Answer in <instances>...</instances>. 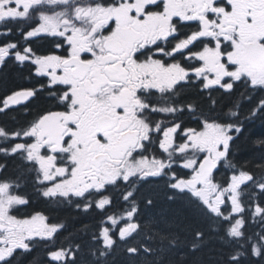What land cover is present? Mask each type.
Listing matches in <instances>:
<instances>
[{"label": "snow or ice", "instance_id": "1", "mask_svg": "<svg viewBox=\"0 0 264 264\" xmlns=\"http://www.w3.org/2000/svg\"><path fill=\"white\" fill-rule=\"evenodd\" d=\"M10 24L25 43L7 39ZM41 34L53 38L49 54L27 43ZM0 36V66L30 64L44 78L0 97V113L27 111L39 92L54 104L18 129L0 126V156L20 162L17 176L0 177V264H21L41 244L45 256L28 264H82L81 243L55 245L64 223L14 214L29 203L20 192L29 176L42 197L85 212L106 213L119 190L123 206L91 233L83 264H110L117 249L127 264H185L170 257L200 251L209 233L229 249L217 264L264 260V138L259 157L238 164L239 113L197 115L181 97L196 82L210 100L241 86L250 103L264 93V0H0ZM186 112L198 127L179 120ZM258 114L264 97L245 119ZM221 166L230 174L217 180ZM164 177L163 192L145 188ZM161 197L177 207L157 217Z\"/></svg>", "mask_w": 264, "mask_h": 264}, {"label": "trees", "instance_id": "2", "mask_svg": "<svg viewBox=\"0 0 264 264\" xmlns=\"http://www.w3.org/2000/svg\"><path fill=\"white\" fill-rule=\"evenodd\" d=\"M19 26L24 27L23 22H21ZM9 27H11L13 31L7 39L10 41L13 39V42L20 39V42H23V38L16 30L17 25L10 24ZM3 39L4 37L1 38L0 41ZM40 44L42 46H40ZM33 45L38 52L42 53H45L47 50H51L53 48L52 40L48 39L36 40ZM41 82L42 80L32 76L30 65L20 68L10 61L0 72V97L13 90L32 87L36 84L40 85ZM244 92L245 89L242 86L238 87L237 90L230 95L220 90L213 92L211 94L212 99L210 100L207 92L202 93L198 86L189 85L182 89L181 93V97L185 101L196 102L198 105L197 115H199L200 112L208 113L210 108L213 109V115L226 119H231V117L227 116L230 110L237 111L239 113V119L243 122V131L236 141L232 157L233 161L238 164L256 160L260 155V151L254 142L257 139L264 138V114H258L251 119H245L249 115L250 109L254 107L256 101L261 97H264V93H255L254 98L250 103L247 97L242 98V94ZM212 100H215V105L212 104ZM237 103L240 104L238 109L234 107ZM53 107V101L48 97L47 93L39 92L37 97L28 104L27 111L23 108H17L13 111L0 114V124L10 130L18 129L19 127L25 126L28 121L32 120L39 113ZM179 120L184 123L185 127H198L196 118L190 113L186 112L183 116L179 117ZM0 164H6L7 166L1 173L0 177L14 178L18 175V165L20 164L18 160L0 156ZM174 167L180 174H183V172L186 171L179 168L178 165ZM228 174H230L229 171L221 166L216 178L217 180H223L225 175ZM166 180L167 177H164L163 179L155 178L153 179V182L146 185L145 188H155L163 192L165 190ZM20 192L29 199V203L27 205L20 206V212H22L17 216L22 218L31 216L35 213H41L48 217L49 222L51 223H64L66 228L56 237L55 245L59 247L69 243H81L84 246V252L80 257L82 264L84 261L91 260V257L87 255V246L90 242L91 233L98 229L101 220H105L107 214L118 213L123 206V202L119 197V190L115 189L112 190V195L114 196L113 204L107 208L106 213L95 207L85 212L83 209H77L74 204H57L39 195L31 176L27 177V182L22 184ZM176 207L177 205H172L167 202L166 199L161 197L157 207L152 211L153 214L158 217L161 213L170 214ZM258 221V217L256 218V222H254L251 218L248 219L246 229L249 234L259 231ZM198 226L203 230L208 231L207 224L201 223ZM186 235L188 234L186 233ZM209 235L210 239L200 251L193 254L188 250L190 245L185 246L178 254H174L170 257V259H183L185 264H217V261L221 258L220 254H227L229 249L220 240L216 239L214 234L209 233ZM32 256H45L43 244L34 249ZM32 256L26 257L21 264H28V261L31 260ZM110 264H127V256L120 249H117L114 256L110 257ZM242 264H264V260H261L259 257L249 255L243 258Z\"/></svg>", "mask_w": 264, "mask_h": 264}, {"label": "flooded vegetation", "instance_id": "3", "mask_svg": "<svg viewBox=\"0 0 264 264\" xmlns=\"http://www.w3.org/2000/svg\"><path fill=\"white\" fill-rule=\"evenodd\" d=\"M185 31H187V29H185ZM43 40V39H48V40H52V42H53V38H51V37H49V36H47V35H45V34H41L40 36H38V37H34V38H30V40L27 42V43H29L30 44V46L32 47V49H33V51L37 54V55H45V54H49L51 51H52V49L51 50H47V52H45V53H42V52H38L36 49H35V47H34V45H33V43L36 41V40ZM10 41V40H9ZM11 41H13V39L11 40ZM17 41H20V39H18ZM34 41V42H33ZM21 43H25V41H23V42H21ZM40 46H42L41 44H40ZM10 62V61H9ZM13 64H15L16 66H18V67H20V68H22V67H24V66H26V65H30V64H25V65H21V64H19L18 62H15V61H11ZM6 66V64L5 65H3V66H0V72L4 69V67ZM31 66V70H32V76L34 77V78H37V79H39V80H42L43 81V79L44 78H41V77H38V76H36L35 75V73H34V66H32V65H30ZM193 86H198V82H196V83H194V84H192ZM39 86L40 85H33L32 87H26V88H39ZM199 88V87H198ZM20 89H22V88H20ZM20 89H17V90H20ZM200 90V89H199ZM221 91H223V90H221ZM39 94V93H38ZM37 97V96H36ZM35 97V98H36ZM0 114H4V113H0ZM0 126H2L1 124H0ZM0 176H1V173H0ZM22 212V211H21ZM21 212H19V213H21ZM35 213V212H34ZM14 214H16L17 215V213L15 212Z\"/></svg>", "mask_w": 264, "mask_h": 264}]
</instances>
